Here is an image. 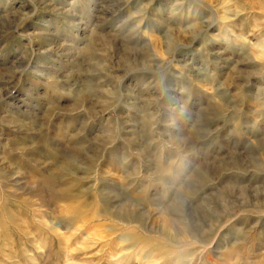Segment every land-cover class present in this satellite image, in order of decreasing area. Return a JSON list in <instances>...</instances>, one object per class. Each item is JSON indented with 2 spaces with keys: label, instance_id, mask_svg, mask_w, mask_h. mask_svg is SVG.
<instances>
[{
  "label": "rangeland",
  "instance_id": "rangeland-1",
  "mask_svg": "<svg viewBox=\"0 0 264 264\" xmlns=\"http://www.w3.org/2000/svg\"><path fill=\"white\" fill-rule=\"evenodd\" d=\"M0 264H264V0H0Z\"/></svg>",
  "mask_w": 264,
  "mask_h": 264
}]
</instances>
